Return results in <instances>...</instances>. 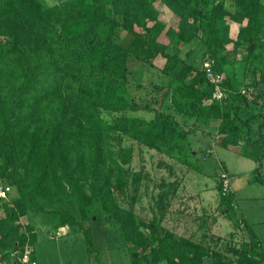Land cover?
Segmentation results:
<instances>
[{"label":"trees","instance_id":"obj_1","mask_svg":"<svg viewBox=\"0 0 264 264\" xmlns=\"http://www.w3.org/2000/svg\"><path fill=\"white\" fill-rule=\"evenodd\" d=\"M160 3L178 24L161 19ZM263 6L264 0H0V177L16 190L0 199V260L11 263L37 242L36 226L21 220L36 210L56 216L55 228L83 230L89 241L98 224L107 231L104 223H113L132 264H264L253 231L241 244L221 246L227 241L213 233L196 239L165 227L174 183L155 197L150 218L136 213L135 197L129 207L119 199L131 188L138 192L146 178L132 169L134 148L125 138L172 157L178 151L185 162L196 133L188 119L207 115L219 121V145L264 148V98L241 92L224 74L241 45L252 49ZM229 20L241 24L236 39ZM198 50L224 74L220 101L209 102L213 85L194 57ZM138 65L155 67L164 82L134 80ZM169 96L175 112L164 109ZM263 159L264 149L255 157V180L262 182ZM218 190L222 212L243 226L223 177Z\"/></svg>","mask_w":264,"mask_h":264},{"label":"rangeland","instance_id":"obj_2","mask_svg":"<svg viewBox=\"0 0 264 264\" xmlns=\"http://www.w3.org/2000/svg\"><path fill=\"white\" fill-rule=\"evenodd\" d=\"M72 0H44L46 4L63 2L68 4ZM161 19L170 24H178L180 18L164 4L160 3ZM264 14V6L262 8ZM248 43L241 45L237 52V59L228 63L224 70L235 79L236 86L245 90L250 95L261 94L264 98V16L258 28L255 42L250 46ZM202 51H196L199 66L203 65L205 57ZM160 59L157 60L159 64ZM136 78L148 80L153 78L154 83L164 82L155 67L138 65ZM261 76L262 79H261ZM139 78V79H137ZM262 80V82L260 81ZM147 82V81H146ZM119 92L125 93V88ZM127 93L125 94V96ZM128 97V95L126 96ZM130 100V97H129ZM172 97L166 100L165 110L175 112ZM178 120L184 121L182 115H176ZM196 122V133L191 136L192 145L188 148V158L184 162L176 156H168L154 148L140 145L137 141L125 138L124 145H132L134 157L132 169L135 172L143 170L146 178L140 183L138 192L130 189L127 195H119L121 204L129 207L132 197H135V210L139 216L150 218L154 210L155 197L160 190L167 188L168 183H174L176 191L169 198L168 212L164 218L163 225L184 235H192L200 239L202 231L206 234L213 233L215 237L220 236L226 242L242 243L250 239V231L256 233L261 240L260 250L264 253V182L255 180V157L262 153L264 148L247 147L241 145L245 152L237 151L234 146H222L214 140L217 132L218 120L212 116L203 115L198 120L188 119L189 127ZM259 121H255L253 135L258 136ZM195 149L198 155L191 153ZM194 163L195 168L189 167V162ZM193 166V165H192ZM194 167V166H193ZM260 173L264 176V159ZM226 175L230 185L229 189L234 193L233 205L236 216L244 220L241 228L220 209V192L218 183L220 178ZM16 195L12 187L11 195ZM67 209L72 212L78 211L77 206ZM4 211H0V215ZM202 217L209 223L208 227H202ZM96 220V217L94 216ZM22 222L31 221L38 231V240L34 244V254L39 264H132L128 245L123 244L120 229L113 223L98 224L94 230V238L89 241L88 235L83 230H74L67 226V233H60L54 224L58 218L53 214L31 210L27 216L22 217ZM93 221L86 220L85 224ZM89 224V223H88ZM91 224V223H90ZM116 235L118 237H116ZM118 238V239H117Z\"/></svg>","mask_w":264,"mask_h":264},{"label":"built area","instance_id":"obj_3","mask_svg":"<svg viewBox=\"0 0 264 264\" xmlns=\"http://www.w3.org/2000/svg\"><path fill=\"white\" fill-rule=\"evenodd\" d=\"M214 61L207 58L203 63V70L209 82L213 85V93L209 102L213 100H222L226 96V87L224 86V74L215 68ZM224 178V193L229 190L230 182L226 175ZM12 186L5 183L0 177V199H9L11 195ZM0 264H4L0 260ZM6 264H39L38 260L34 256V248L30 243H27L21 255L15 257L11 263Z\"/></svg>","mask_w":264,"mask_h":264},{"label":"crops","instance_id":"obj_4","mask_svg":"<svg viewBox=\"0 0 264 264\" xmlns=\"http://www.w3.org/2000/svg\"><path fill=\"white\" fill-rule=\"evenodd\" d=\"M263 14V13H262ZM264 16V14H263ZM262 16V18H263ZM244 23H246V21H244ZM229 25H230V36L233 38V39H236L237 38V35H238V32H239V28L241 26V24L239 22H236L234 20H229ZM224 74L228 77H230L232 80H233V83L235 85L236 88L239 89V86H236L235 84V79H233L225 70H224ZM241 92H245V87L243 89H239ZM238 148V147H237ZM237 151H240V147L238 148ZM67 226H63V227H60L59 228V234L61 233H67Z\"/></svg>","mask_w":264,"mask_h":264}]
</instances>
